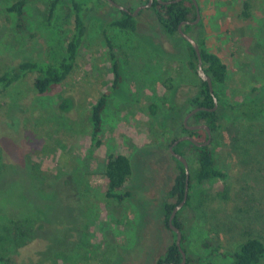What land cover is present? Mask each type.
Segmentation results:
<instances>
[{"label":"rangeland","instance_id":"1","mask_svg":"<svg viewBox=\"0 0 264 264\" xmlns=\"http://www.w3.org/2000/svg\"><path fill=\"white\" fill-rule=\"evenodd\" d=\"M15 1L0 0V75L27 60H60L74 36L67 2L50 22L48 0L30 2L26 30L19 33L17 16L8 11ZM115 1L134 6V0ZM199 1L208 50L229 68L219 89L225 103H218L227 116L226 102H240L254 88L264 93V0ZM245 1L248 18L242 16ZM105 9L90 20L74 70L56 90L40 94L33 73L0 92V264L3 256L11 264H158L176 240L162 206L176 202L168 194L178 166L162 143L159 118L171 99L168 89L189 94L200 76L187 64L182 37L167 35L152 10L141 15L137 32L111 28L123 82L103 114L102 145L93 150L90 107L114 80L101 36L114 12ZM65 98L73 102L67 113L59 110ZM152 103L159 108L155 116ZM238 128L239 149L228 131L214 144L227 184L195 185L178 216L196 260L207 259L206 241L221 247L212 264H229L223 254L249 235L264 240V145L256 143L264 141V131ZM116 154L127 155L133 168L127 185L132 195L122 203L105 196V166ZM186 156L191 174L195 158ZM227 185L230 199L223 201L216 194ZM5 235L14 240L4 242Z\"/></svg>","mask_w":264,"mask_h":264},{"label":"trees","instance_id":"2","mask_svg":"<svg viewBox=\"0 0 264 264\" xmlns=\"http://www.w3.org/2000/svg\"><path fill=\"white\" fill-rule=\"evenodd\" d=\"M32 1L34 0H16L15 3L8 8L9 12L15 13L17 16L16 30L19 33L25 32L26 30L25 8ZM63 1L71 6L75 15V31L73 38L67 44L62 58L56 62L36 60L21 62L17 66L0 75V92L21 82L29 74L33 73L36 75L34 87L40 94L51 93L56 90L66 81L74 70L81 47L88 33L90 20L96 13H101V10L105 13L107 11L105 8L110 9L112 13H114L112 18L105 22L101 30V36L103 43L107 48L114 80L109 92L101 95L91 104L90 107L89 126L91 147L95 150L102 145L103 114L108 108L112 94L119 89L123 82V75L120 70L121 65L116 48L110 37V29L116 27L124 31L137 32L140 30L141 15L152 10L156 14L158 23L163 31L167 35L174 37L180 35L179 27L182 23L196 21L197 11L192 0H183L169 5L154 0L150 9L140 11L137 16H133L126 11L117 9L106 0H48L47 7L49 22L51 21V18H53L57 7ZM148 2L149 0H134V6L129 7L128 9L131 12H134L137 7L146 5ZM198 3L201 11V2L199 0ZM249 8V3L245 1L244 11L242 13L244 18L249 17ZM182 28L183 31L191 35L199 45L203 60L204 73L210 76L212 80L214 95L211 94L208 83L201 78L200 83L195 85V90L189 94L177 95V93H173L171 89H168V94L171 95V99L168 103L164 104L167 111L161 116L162 118H159L161 122L159 128H161L162 132V143L178 166V174L168 194L169 199H174L176 202L172 203L165 201L162 206L163 216H165L164 222L169 230H171L169 226L170 215L175 207L183 201L186 190V172L184 165L177 160L176 157L171 155L169 147L173 145L175 141L177 142L182 136L193 137L199 143L208 140L207 131L187 129L184 124V119L193 109L200 107L208 109L213 108L215 105V98H217L218 103L220 102V104H222L224 101L220 96L219 89L226 84L229 76L228 65L222 60L221 56L209 52L208 50L203 21L201 20L195 25H183ZM192 32H196L197 35L194 36ZM180 37L182 36L180 35ZM182 39L189 49L190 59L187 64L196 72L198 65L197 54L191 44L183 37ZM226 107L227 116H224L218 109L216 111L200 110L189 120V125L191 126L206 125L210 128L212 141L209 145L198 147L193 145L190 141H182L174 147V151L185 158L187 157V152H191L194 155L196 162V167L190 174L188 200L184 208L178 212L174 219V225L181 230L183 235L182 247L187 254L186 264H212L213 261L211 259L222 255L220 246H213L209 241H206L203 247L205 250L209 249L207 255L208 261L206 258H197V260L193 259L191 257L192 250L188 244L186 230L178 217L179 214L190 205L191 191L195 185L211 181L224 182L227 184L229 175L227 171L220 169L217 166L214 144L220 142L219 140L221 139L223 140L225 138V133L228 131L233 143L231 146L239 149L240 129L238 126L241 127V125H244L249 133L255 130H259L261 133L264 131V93H261L258 88H254L240 102H226ZM72 108L73 102L70 98H65L59 105V110L63 113L69 112ZM149 111L151 116H155L159 111V108L155 103H152L149 105ZM256 143H259L260 146L264 145V141ZM132 173V164L127 155H111L107 160L103 174L105 179V196L108 199L120 203L128 200L132 195L127 187ZM229 191L230 189L227 185L225 189L216 194V197L223 201H228L230 199ZM18 230L21 231V227H19ZM173 235L177 238L174 232ZM7 239L14 240L10 235H5L3 241L5 242ZM223 256L231 260L229 264H264V240L258 236L249 235L245 240L239 243L235 249L232 251H226ZM1 259L3 264L12 263L10 256H3ZM181 262L182 254L179 251L175 240L168 245L166 252L161 256L158 264H179Z\"/></svg>","mask_w":264,"mask_h":264},{"label":"water","instance_id":"3","mask_svg":"<svg viewBox=\"0 0 264 264\" xmlns=\"http://www.w3.org/2000/svg\"><path fill=\"white\" fill-rule=\"evenodd\" d=\"M108 1L111 5H113L114 7H116L117 9H120L122 11H126L130 14H132L133 16H137L140 11L145 10V9H150L154 3V0H149V2L146 5H142L140 7H138L134 12H131L130 10H128L127 8L123 7L122 5L116 3L114 0H106ZM160 3L169 5V4H173V3H177V2H181L183 0H169V1H163V0H158ZM195 7H196V11H197V19L194 22H184L180 25L179 27V34L188 42L191 44V46L193 47V49L195 50L197 57H198V65H197V71L196 73H198V75L200 76V78L208 83L210 92L212 95H214V88H213V83L212 80L210 78V76H208L206 73H204V67H203V60H202V56H201V51L199 48V45L197 43V41L189 34L185 33L183 31V25H195L198 24L201 21V11H200V5L198 3V0H192ZM218 109V100L217 98H215V105L213 108L208 109L205 107H200V108H196L193 109L190 113H188L184 119V124L186 126L187 129L189 130H205L208 133V140L206 142L203 143H199L196 139H194L193 137L190 136H182L180 137L177 142L175 141V143H173V145H171L169 147V151L171 153V155L173 157H176L177 160H179L185 168V172H186V190H185V197L183 199V201L177 205L175 207V209L173 210L172 214L170 215L169 218V226L171 228V230H173V232L176 234L177 238H176V245L179 248V251L182 254V262L179 264H186L187 263V254L185 253L183 247H182V239H183V235L181 230L174 225V219L175 216L177 215L178 211L186 204L187 200H188V193H189V184H190V171H189V166H188V161L187 159L176 153L174 151V147L182 142V141H190L193 143V145H196L198 147H202V146H207L211 143L212 141V133L211 130L208 126L206 125H195V126H191L189 125V120L191 119L192 116H194L197 112H199L200 110H207V111H216ZM164 264H168V263H164ZM171 264V263H170ZM174 264V263H172Z\"/></svg>","mask_w":264,"mask_h":264},{"label":"flooded vegetation","instance_id":"4","mask_svg":"<svg viewBox=\"0 0 264 264\" xmlns=\"http://www.w3.org/2000/svg\"><path fill=\"white\" fill-rule=\"evenodd\" d=\"M141 6H142V5H141ZM123 7L127 8V9L129 8L128 6H127V7H126V6H123ZM139 7H140V6H139ZM137 8H138V7H137ZM128 10H129V9H128Z\"/></svg>","mask_w":264,"mask_h":264}]
</instances>
